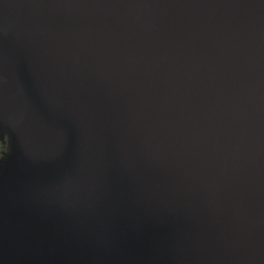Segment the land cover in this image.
Returning a JSON list of instances; mask_svg holds the SVG:
<instances>
[{
    "label": "water",
    "instance_id": "95a60500",
    "mask_svg": "<svg viewBox=\"0 0 264 264\" xmlns=\"http://www.w3.org/2000/svg\"><path fill=\"white\" fill-rule=\"evenodd\" d=\"M0 264H264V0H0Z\"/></svg>",
    "mask_w": 264,
    "mask_h": 264
},
{
    "label": "flooded vegetation",
    "instance_id": "af4514ba",
    "mask_svg": "<svg viewBox=\"0 0 264 264\" xmlns=\"http://www.w3.org/2000/svg\"><path fill=\"white\" fill-rule=\"evenodd\" d=\"M8 153V142L4 135L0 134V159L3 158Z\"/></svg>",
    "mask_w": 264,
    "mask_h": 264
}]
</instances>
